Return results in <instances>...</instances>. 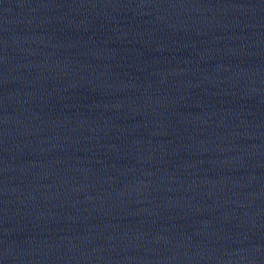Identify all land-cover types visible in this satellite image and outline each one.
I'll list each match as a JSON object with an SVG mask.
<instances>
[{
	"label": "water",
	"instance_id": "obj_1",
	"mask_svg": "<svg viewBox=\"0 0 264 264\" xmlns=\"http://www.w3.org/2000/svg\"><path fill=\"white\" fill-rule=\"evenodd\" d=\"M0 264H264V0H0Z\"/></svg>",
	"mask_w": 264,
	"mask_h": 264
}]
</instances>
